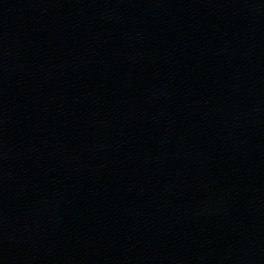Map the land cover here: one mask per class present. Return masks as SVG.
<instances>
[{"label": "water", "instance_id": "obj_1", "mask_svg": "<svg viewBox=\"0 0 264 264\" xmlns=\"http://www.w3.org/2000/svg\"><path fill=\"white\" fill-rule=\"evenodd\" d=\"M0 264H264V219L132 124L0 58Z\"/></svg>", "mask_w": 264, "mask_h": 264}]
</instances>
